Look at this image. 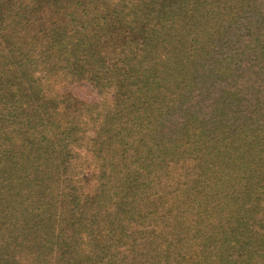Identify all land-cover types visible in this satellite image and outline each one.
<instances>
[{
    "label": "trees",
    "instance_id": "1",
    "mask_svg": "<svg viewBox=\"0 0 264 264\" xmlns=\"http://www.w3.org/2000/svg\"><path fill=\"white\" fill-rule=\"evenodd\" d=\"M0 264H264V0H0Z\"/></svg>",
    "mask_w": 264,
    "mask_h": 264
}]
</instances>
